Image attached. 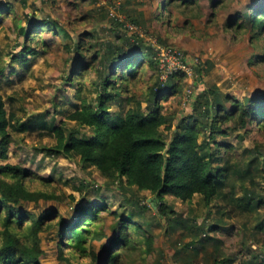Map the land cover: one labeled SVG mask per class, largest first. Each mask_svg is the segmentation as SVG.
I'll list each match as a JSON object with an SVG mask.
<instances>
[{
	"label": "rangeland",
	"instance_id": "374dc122",
	"mask_svg": "<svg viewBox=\"0 0 264 264\" xmlns=\"http://www.w3.org/2000/svg\"><path fill=\"white\" fill-rule=\"evenodd\" d=\"M5 2L12 7L9 12L0 14V94L7 113L11 114L9 131L13 141L7 150V157H0V165L18 164L31 169L36 175L52 178L67 195L63 202H28L21 205L22 209L34 213L55 209L67 222L74 216L70 196L83 204H105L108 208L100 210L98 226L106 234L105 238L91 241L85 256L74 259L72 256L75 254L69 250H64L68 261L59 256L57 227L40 233L42 264H101L109 238L118 233L117 221L120 216L117 215L130 216L137 223L140 220L131 216L136 209L122 205L124 200L120 191L113 185H105V177L96 167L83 169L75 154L66 157L62 154L49 155L45 151L55 144L51 130L53 125L61 126L64 130L76 129L79 136L92 134L91 128L66 118L82 99L94 105L97 94L96 74L89 72L77 78L75 74L78 70H72V60L79 55L82 63L90 61L94 52L107 42L123 45L125 39L137 36L144 42L156 45V42L160 43L157 38H160L164 40L162 45L182 53L184 61L192 64L195 76L196 70L201 68L200 79L184 75L181 82L183 91L189 95L194 93L192 97L213 85L240 101L247 97H260L264 94V62L256 64L252 60L255 55L264 56V33L254 38L250 28H236L239 18L236 22L232 17H238L240 12L249 15L248 6L264 5V0H190L186 5L174 6L170 13L164 6V0H0L2 4ZM109 8L113 13L109 14ZM112 16H116L115 20L120 24L111 22L109 18ZM131 18L145 21L149 25V33L135 25ZM28 20L54 22L67 29L69 38H62L48 29L41 30L38 34L48 44L46 52H42V46L34 39L29 46L39 53L26 55V60L18 58L14 61L23 43L22 28L28 24ZM245 25H248L247 20ZM83 33L93 36H82L85 46L77 51L75 44ZM173 59L168 58V63ZM69 75L74 79H70ZM158 75V72L147 67L140 78L129 83L110 102V115L123 116L128 108L138 104L148 111L146 97L149 88L160 81ZM187 96L185 93L184 97ZM192 97L184 101L181 94L172 97L170 102L164 101L162 113L178 114L183 109L190 111L193 108ZM112 115L111 119L114 118ZM20 124L25 125L23 129ZM172 128L161 126L168 139ZM248 128L251 131L243 137L238 136L240 132L228 135L227 140L233 148L228 153L221 149L224 158L240 160L242 150L254 145L264 149V131L256 132L253 126ZM216 139L222 141L220 136ZM227 190H230L229 187ZM246 190L264 197V178L255 177L253 184L249 181L234 183L237 196L243 195ZM135 191L144 199L141 201L146 206L143 224L146 226L149 223L152 244L150 252L142 248L133 250L129 264H159L158 261L171 264L169 260L174 255L181 259L176 264H185L187 259H191L192 264H213L214 246L193 253V239L203 237L202 233L197 234L192 226V233L188 235V229L182 225L173 227L170 222L159 221L154 195L146 190ZM162 203L171 206L176 217H188L189 224L194 218L201 221L209 211V223L218 224L214 236L221 241L219 247L226 255L236 254L233 264H239L251 255L248 247L254 253L264 252V208L243 211L229 206L220 197L213 198L206 205L198 194L189 201L164 195ZM257 223H262V228L254 227ZM241 227L247 229L244 231L248 238L245 245L242 244ZM249 233L254 235L250 236ZM114 249L115 252L119 246L115 245ZM90 251L98 253L99 259L90 261ZM223 256L217 255V258L223 259Z\"/></svg>",
	"mask_w": 264,
	"mask_h": 264
},
{
	"label": "trees",
	"instance_id": "16d2710c",
	"mask_svg": "<svg viewBox=\"0 0 264 264\" xmlns=\"http://www.w3.org/2000/svg\"><path fill=\"white\" fill-rule=\"evenodd\" d=\"M187 2L190 3V0H164V6L170 13L174 6L186 5ZM164 6L161 4V7ZM11 7L8 2L0 3V14L9 12ZM109 10V14L113 13L112 9ZM248 11L249 15L240 12L232 20L237 22L239 18L236 28H250L253 31L252 37L259 38L264 33V5H250ZM115 17L109 19L120 24ZM130 20L146 34L149 33V25L145 21L137 18ZM246 20L248 25H245ZM45 29L62 38H69L67 29L54 22L29 21L22 28L23 43L13 60H26V55L38 54L39 51L29 46L34 39L42 46V52H46L48 44L39 35ZM84 35L90 38L93 36L91 33L80 34L75 50L84 49L85 44L81 39ZM157 40L160 43L156 42V45L144 42L137 36L125 39L124 46L107 42L85 63L77 55L72 60V70H78L75 76L79 79L89 72L96 74V100L93 105L82 99L79 106L66 118L91 128L92 134L79 136L76 129L64 130L61 126L53 125L51 130L55 144L45 151L49 155L62 154L66 157L75 154L83 169L96 167L105 177V185H113L120 191L124 200L122 205L136 209L131 216L137 217L140 223L133 221L130 216L117 215L120 216L117 221L118 233L109 238L105 259L101 264H129L133 250H151L149 223L146 226L143 224L146 220L143 215L146 206L141 204L144 199L135 190H146L154 195L153 202L157 206L155 211L159 221L170 222L173 227L182 225L188 229V235L192 233V226L197 234H203V237L193 239V253L197 254L201 249L214 246L213 264H233L236 254L226 255L219 247L221 241L214 236L218 224L209 223V211L201 221L194 218L189 224V218L176 217L173 208L162 203V197L172 195L181 201H189L198 194L206 205L213 198L220 197L229 206L243 211L264 208V197L253 191L246 190L241 196L234 192L236 181L239 184L247 181L253 184L255 177L264 178V149L258 145L244 148L240 160L224 158L221 154V149L228 153L233 148L227 140L231 132H240L238 136L243 137L251 131L248 126H253L256 132L264 131V94L240 101L222 93L213 85L192 97L194 93L189 95L183 91L181 82L184 74L173 72L164 81L160 79L149 88L150 92L146 97L148 111L138 104L128 108L123 116L111 114L114 117L111 119L110 102L114 101L123 88L140 78L147 67L160 73L158 46L167 48L168 45H162L164 40L160 38ZM252 61L256 64L264 62V56L255 55ZM200 70H196V80L200 79ZM70 79L74 78L71 76ZM185 93L187 97H184ZM181 94L184 101H188L189 97L193 98V108L190 111L183 109L178 114L162 113L164 101L170 102L172 97ZM10 117L0 94L1 158L7 157V150L13 141L9 131ZM23 126L25 125H21L22 129ZM161 126L170 129L173 126L169 139ZM218 136L222 141L216 139ZM70 197L74 212L71 221L63 220L55 209H45L39 213L22 209L21 205L28 202H63L67 195L52 178L36 175L31 169L18 164L0 165V264H42L40 233L54 227H57L59 234L56 244L59 256L67 261L69 257L64 250L73 252L75 256L72 257L77 259L80 255H87L91 241L105 238L106 234L98 226L100 210H107L108 207L105 204H83L81 201H74L73 196ZM147 205L152 208L150 203ZM261 224L257 223L254 227L260 229ZM241 228L242 244L245 245L248 238L244 231L247 229ZM115 245L119 249L114 252ZM248 250L252 252L250 259H243L239 264H264V252L254 253L249 247ZM90 254V261L99 259L98 253L90 251ZM217 255H224L223 259H218ZM180 260L174 255L169 262L176 264ZM157 263L165 264L160 261ZM185 264H192L191 259H187Z\"/></svg>",
	"mask_w": 264,
	"mask_h": 264
},
{
	"label": "built area",
	"instance_id": "2783aa9c",
	"mask_svg": "<svg viewBox=\"0 0 264 264\" xmlns=\"http://www.w3.org/2000/svg\"><path fill=\"white\" fill-rule=\"evenodd\" d=\"M159 56H160V73H159V78L164 81L167 76L170 73L173 72H181L187 77L191 78L192 76L194 77L195 74L192 64L184 61V58L182 56V53L179 51H174L171 48H164V47H159ZM174 58L171 63H168V58ZM192 75V76H191ZM192 87V85H190ZM189 87V92L190 88Z\"/></svg>",
	"mask_w": 264,
	"mask_h": 264
}]
</instances>
